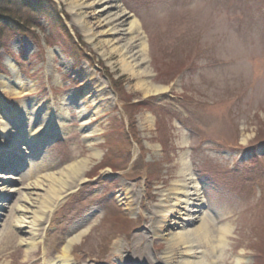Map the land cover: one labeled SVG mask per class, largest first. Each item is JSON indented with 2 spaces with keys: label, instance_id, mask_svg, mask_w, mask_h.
I'll return each mask as SVG.
<instances>
[{
  "label": "rangeland",
  "instance_id": "1",
  "mask_svg": "<svg viewBox=\"0 0 264 264\" xmlns=\"http://www.w3.org/2000/svg\"><path fill=\"white\" fill-rule=\"evenodd\" d=\"M22 1L0 0L10 18L0 22V104L20 105L30 117L42 103L61 138L41 149L33 175L20 172L9 181L14 192L3 202L0 264H52L78 233L84 234L67 251L76 264H117L122 245L123 254L142 253L147 229L156 227L160 192L179 179L181 158L200 182L201 213L210 220L206 243L192 246L203 264H264V142L259 155L243 151L264 137V0H117L147 44L145 81L166 88L147 97L117 55L103 57L99 37L87 42L70 0H30L35 10ZM85 78L106 84L104 106L86 97ZM1 82L17 92L31 86V94L15 99ZM24 123L26 131L37 129L32 120ZM80 160L81 183L53 208L43 222L45 239L27 252L14 227L27 184ZM123 184L134 186L132 211L119 202ZM223 225L229 233L217 247ZM4 230L14 239L1 237ZM166 247L154 240L149 257Z\"/></svg>",
  "mask_w": 264,
  "mask_h": 264
},
{
  "label": "bare ground",
  "instance_id": "2",
  "mask_svg": "<svg viewBox=\"0 0 264 264\" xmlns=\"http://www.w3.org/2000/svg\"><path fill=\"white\" fill-rule=\"evenodd\" d=\"M69 7L71 12L77 17L76 22L87 42L93 43L99 37L98 43L101 50H103L101 52L103 57H110L112 54L117 55L123 71L136 78V85L144 96L158 95L166 90V88L162 87H149L145 81L148 73L142 68L146 59L147 44L141 35L137 21L120 7L117 0H93L89 4H85V0H70ZM94 47L96 49L97 46L95 45ZM60 57L63 58L61 54ZM82 82L87 88L86 97H93L96 105L104 106L109 98L106 97L104 92V88H107L106 84L99 82L95 84V81L91 78L89 80L85 78ZM2 87L5 90L7 89V92L15 99L19 98V95L24 97L31 94L32 90L31 86L26 85L21 86L20 92L11 90L5 83H2ZM82 102L85 103L83 99ZM0 105L5 108L0 114V211H2L4 209L3 201L14 191L7 189L10 184L8 181L10 177L6 175L8 166H2L1 161L6 163L4 160L16 159L21 152V155L24 153L28 154V156L35 154V149L38 147L37 143L34 144L32 149L28 146L30 142L25 144L24 140L23 143V138L26 137L25 127H27L24 122L25 120H32V123H38L35 131L31 130L27 133L29 136L26 138L31 141L33 137L41 135L44 127L43 120L45 119L43 117V119L37 118L34 120L40 103L37 104L35 113H32L30 117H25L26 110L20 105L16 106L15 110H10L9 105L3 102ZM43 109L45 108L43 107ZM16 114L21 117H17ZM39 136L34 141H39ZM87 136L90 137L89 133ZM181 164L182 168L178 173L179 179L174 182L172 187L160 192L154 211L156 227L151 224L147 229V234L145 233L147 240L145 246L144 244L142 245V253L138 255L137 253H132L130 255L126 252V254H123L122 250L125 249L122 245L115 251V258L118 264H125V259H128L126 264H203L202 253H197L192 246L199 248L202 242L206 243V238L209 235L210 220L204 213H201L204 201L201 197L200 184L188 170V165L183 158H181ZM85 168L84 161H75L57 174L48 176L35 175V179L27 184L26 192L22 194L23 196L19 199L14 209L17 213L14 227L23 235L19 239L18 244L26 248L27 252L35 247L38 237L42 234L43 222L55 205L68 194L73 186L81 183ZM34 170H37L36 166L29 170V174L33 175ZM133 188L134 186H127L126 184L120 187L118 197L126 210H134ZM7 192H10L9 195L6 194ZM172 229L177 231L173 232ZM217 229L221 240L218 247H221L226 235L229 233V226L223 225ZM83 234L78 233L73 240L68 242L67 246H73ZM1 235L5 239H8L9 236L12 240L14 239L8 230H4ZM190 238L194 239L190 240ZM154 240L165 241L167 247L159 258L155 257L152 259L149 257L147 249ZM6 241L11 244L9 240ZM68 247L64 248V253L55 259L54 264H73L67 255ZM136 255L140 258L133 261L132 258ZM188 256H192L197 260L194 262L186 261L185 258ZM43 264H46V262Z\"/></svg>",
  "mask_w": 264,
  "mask_h": 264
},
{
  "label": "trees",
  "instance_id": "3",
  "mask_svg": "<svg viewBox=\"0 0 264 264\" xmlns=\"http://www.w3.org/2000/svg\"><path fill=\"white\" fill-rule=\"evenodd\" d=\"M3 3H4V5H7V6H9V5H15V0H1ZM12 11H10V13H11ZM15 12V11H14ZM9 15V12L7 11V10H5V11H0V19H1V16L3 17V16H8Z\"/></svg>",
  "mask_w": 264,
  "mask_h": 264
}]
</instances>
